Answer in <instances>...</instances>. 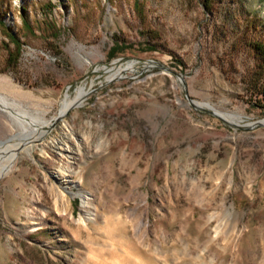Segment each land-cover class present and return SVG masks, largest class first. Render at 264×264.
I'll return each instance as SVG.
<instances>
[{
    "label": "rangeland",
    "instance_id": "374dc122",
    "mask_svg": "<svg viewBox=\"0 0 264 264\" xmlns=\"http://www.w3.org/2000/svg\"><path fill=\"white\" fill-rule=\"evenodd\" d=\"M263 40L264 0H0V96L37 130L0 178V264H264Z\"/></svg>",
    "mask_w": 264,
    "mask_h": 264
},
{
    "label": "bare ground",
    "instance_id": "6f19581e",
    "mask_svg": "<svg viewBox=\"0 0 264 264\" xmlns=\"http://www.w3.org/2000/svg\"><path fill=\"white\" fill-rule=\"evenodd\" d=\"M129 68H131V64H128L126 66V69H129ZM120 72H121V69H118L111 76L120 75ZM84 94H85V92H84L83 88L80 87L77 89L75 95L72 98L69 97L68 95H65L63 100L61 101V104H60L59 114L60 115L65 114L66 111L70 107L79 106L81 104L83 97H84ZM0 104L9 107V103L2 96H0ZM215 112H218V111H215ZM219 114L221 116H223L224 118H226L221 113H219ZM22 119H20L18 117V118H16V121H15L18 128H19L17 135H12L10 137L9 141L0 144V178L10 170L12 163L18 157L19 148L27 147V145H29L32 142L34 135H35L34 133L37 131V130L36 131H28L26 126L24 125V121ZM262 122L264 123V121H262ZM34 130H35V128H34Z\"/></svg>",
    "mask_w": 264,
    "mask_h": 264
},
{
    "label": "trees",
    "instance_id": "16d2710c",
    "mask_svg": "<svg viewBox=\"0 0 264 264\" xmlns=\"http://www.w3.org/2000/svg\"><path fill=\"white\" fill-rule=\"evenodd\" d=\"M137 3L138 0H135ZM23 11V10H22ZM24 25L26 28L28 27V23L26 22V17L25 15H22ZM7 33L5 36L8 39V42L13 45V49H9V44L6 45L8 48V57L6 60L7 66L8 67H14L17 64V61L20 57L21 54V44L18 38L11 32L9 28H7ZM250 48L257 60L258 63L264 64V40L263 41H253L250 43ZM122 52L121 45L117 42L113 43L111 46L108 56L109 58L115 57L118 54Z\"/></svg>",
    "mask_w": 264,
    "mask_h": 264
},
{
    "label": "water",
    "instance_id": "95a60500",
    "mask_svg": "<svg viewBox=\"0 0 264 264\" xmlns=\"http://www.w3.org/2000/svg\"><path fill=\"white\" fill-rule=\"evenodd\" d=\"M203 106H205V107H208L210 110L208 111L209 113H211L212 115H214V116H216V117H218L219 119H221V120H223V121H225L220 115H218L213 109H211L208 105H206V104H204ZM196 107H198V108H201V106H196ZM72 107H70L69 109H71ZM8 109H9V107L8 106H4V105H2V104H0V111L1 112H3V113H6L10 118H12L13 120H15L16 121V117L15 116H13L9 111H8ZM68 109V110H69ZM67 110V111H68ZM66 111V112H67ZM66 114V113H65ZM65 114H63V115H58V117L56 118V120H58V119H60L62 116H64ZM25 124V123H24ZM256 125H264V123H262V122H256L255 123ZM36 130V129H35ZM14 135H17V133L16 134H14ZM10 140V138H8V139H6L5 141H0V144H2V143H4V142H7V141H9ZM20 149V148H19Z\"/></svg>",
    "mask_w": 264,
    "mask_h": 264
}]
</instances>
